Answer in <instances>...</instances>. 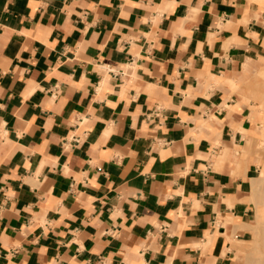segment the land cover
<instances>
[{
  "label": "crops",
  "instance_id": "1",
  "mask_svg": "<svg viewBox=\"0 0 264 264\" xmlns=\"http://www.w3.org/2000/svg\"><path fill=\"white\" fill-rule=\"evenodd\" d=\"M263 69L251 0H0V264H235Z\"/></svg>",
  "mask_w": 264,
  "mask_h": 264
},
{
  "label": "rangeland",
  "instance_id": "2",
  "mask_svg": "<svg viewBox=\"0 0 264 264\" xmlns=\"http://www.w3.org/2000/svg\"><path fill=\"white\" fill-rule=\"evenodd\" d=\"M264 12V0H251ZM257 81L249 87V100L257 102L264 111V69L258 72L254 79ZM258 155L264 165V142H258ZM264 169V167H263ZM262 169V170H263ZM255 209L252 212L250 233L235 255V264H264V176L255 185Z\"/></svg>",
  "mask_w": 264,
  "mask_h": 264
},
{
  "label": "bare ground",
  "instance_id": "3",
  "mask_svg": "<svg viewBox=\"0 0 264 264\" xmlns=\"http://www.w3.org/2000/svg\"><path fill=\"white\" fill-rule=\"evenodd\" d=\"M261 70V69H260ZM260 70H259V72H260Z\"/></svg>",
  "mask_w": 264,
  "mask_h": 264
}]
</instances>
